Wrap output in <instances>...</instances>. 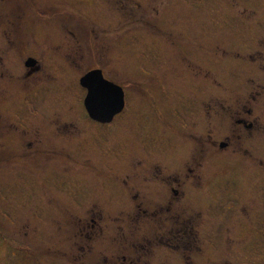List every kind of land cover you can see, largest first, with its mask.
<instances>
[{"label":"rangeland","instance_id":"1","mask_svg":"<svg viewBox=\"0 0 264 264\" xmlns=\"http://www.w3.org/2000/svg\"><path fill=\"white\" fill-rule=\"evenodd\" d=\"M243 29L244 85L243 59L222 51ZM0 35V71L19 64L22 83L29 56L42 64L29 77L37 115L22 118L25 131L0 132V264H264V128H244V148L195 150L186 137L208 134L192 123L201 93L264 94V0H0ZM210 46L216 82L193 74ZM96 66L126 91L112 122L84 105L80 77ZM226 104L215 106L217 139L239 130L224 115L241 101ZM249 108L262 114L264 99ZM187 158L199 166L183 198L140 175L153 163L182 174ZM159 201L188 223L167 213L153 223L133 207Z\"/></svg>","mask_w":264,"mask_h":264},{"label":"flooded vegetation","instance_id":"2","mask_svg":"<svg viewBox=\"0 0 264 264\" xmlns=\"http://www.w3.org/2000/svg\"><path fill=\"white\" fill-rule=\"evenodd\" d=\"M241 11L244 12V5ZM241 32H242L241 39H240L241 44L236 45V46L229 45L228 47H226L227 49L223 47L222 51H224L223 53H225L226 55L228 54L239 55L241 59H243V64L241 65L240 75H241L242 85H244V29ZM180 35H182L185 38V35H186L185 30H182ZM0 38H1V41L3 42L4 39L2 38L1 35H0ZM209 48H210L209 53L204 54L202 57L204 58L203 61H194V62L192 61L193 70H194L193 74L196 77L200 76L203 80L206 79V80H209L210 82H213V81L216 82L218 79L217 74H216V71H217L216 64L210 65L208 62V59H205L206 56L207 58L210 56L214 58L216 62V56H215L216 51H214L215 50L214 46H210ZM236 48H240L241 51H238ZM261 53H264V51H259L258 52L259 56L261 55ZM30 57L35 58L33 56H29L28 59ZM256 58L257 57L254 56L253 54L250 56V59L252 62L255 61ZM27 60L23 63L27 67V70H26V73L24 74V77H22V79H24L22 83L20 81L21 76L17 74L19 70L18 69L19 64L16 63L17 66L15 64H12V66L10 67V72H7V70L0 71V132L8 133V132L14 131V132L20 133L21 131H25L27 127L23 124L22 118L27 117V116L34 117L35 115H37L38 100L40 96V93L38 91L39 84L36 85L32 81H29V77L33 76L35 72L40 71L41 70L40 68H42V64L37 59L36 61L32 63H27ZM253 63H256V62H253ZM262 66L264 68V62H262L259 67L261 68ZM93 68H101L104 76L107 79H110V77L107 75V69L105 67L96 66ZM222 68H229V66L227 65L225 67H221L219 69V73H221ZM262 74H264V72ZM15 79L16 81L13 84L12 80H15ZM110 80L114 81L113 79H110ZM257 83L259 86L262 87L261 89H264V82H263L262 77L258 79ZM29 85L32 86V92H27L25 94L21 92H17L18 89L22 87L27 88ZM7 90L12 94H10L9 92L6 94ZM11 90H13L14 93ZM86 92H87V89H86ZM206 96L208 97L209 103L208 104L200 103L201 97L202 99H205ZM199 98H198L199 104H201V107L203 108L199 109V111L193 110L192 113L196 111L197 114H193L194 122L192 123H194V127L199 125L201 130L203 131L207 130L208 134L206 136H203L202 134L186 135V137H189V139H193L191 143H192V147L195 150L200 149L203 151L206 149H211L212 147L215 148L217 145H219L220 148H223V147H227L231 143L235 144L236 146L239 145V148H244V128H246V130L250 133H252V130L254 128H258V129L264 128V110L262 114H257L255 118L251 119L250 117L254 113V110L249 108V102L253 100H258L259 98L264 99V94L262 93V91L257 92V93H244V87H243L240 93L225 92V93L215 94L211 92H208V93L204 92V93H201ZM244 99L247 102L244 103ZM230 100L241 101L240 107L239 109L235 111L236 113L235 115H231V116L224 115V116L229 117L230 121H231L230 117L234 118V122L235 124H237L236 126L239 128V130H235L233 128L232 130H230L229 134L225 136V138L217 139L215 124L217 123V117L220 116V114H218V111L215 110V106L219 105L222 109L227 110L228 106L230 107V105L226 104V102ZM212 103L214 104V110H213ZM197 115H198L199 123H196L195 121V117ZM185 123L186 125H189L191 122L189 120H186ZM262 131L264 132V129ZM186 143H190V142L188 141ZM13 144H15L16 146H19V141H16ZM6 153L8 154L11 152H8L7 150L4 151L3 155L1 156L3 160H5L6 158V155H7ZM192 159L193 161H195L194 156L192 157ZM190 161L191 159L187 158L186 170L182 174L174 173L168 176L167 175L164 176L161 167L157 163H153L152 166L149 168L152 171L151 173H149L151 176L149 174L146 175L143 173H140V175L145 180H153L156 183L161 182L162 186H163L162 183H164L165 188H166V189L164 188L165 192L169 191L172 194V199L175 197L179 198L181 196L183 198L184 190L180 186L184 184L185 179H189L190 177H195L197 175L195 171L197 167L199 166L198 163H194ZM192 165L194 166L192 167ZM136 192L139 193L138 190ZM137 196L138 194H135L134 197L138 198ZM141 201L145 202L144 196L141 199ZM143 202H140L139 204H135L133 205V207L135 208L137 213L143 214L145 218L153 219V223H157L156 220H158L160 224L164 223L165 221L163 220L161 216V214L163 213H167L166 219L168 218V214L169 216L174 218L175 214L178 213V211L175 210L176 208L175 204H172V202L170 204L164 205L162 202L159 201L158 203H156V204H159V206H157L159 208L155 207L153 208V210L149 207L150 205H153V204L143 205ZM133 218L136 219L134 216ZM174 222L176 224L185 225L187 221H185L184 219L181 220L180 217L178 216L176 217V219L174 218ZM187 242L188 240L182 241L181 244H187Z\"/></svg>","mask_w":264,"mask_h":264},{"label":"water","instance_id":"3","mask_svg":"<svg viewBox=\"0 0 264 264\" xmlns=\"http://www.w3.org/2000/svg\"><path fill=\"white\" fill-rule=\"evenodd\" d=\"M36 61L30 57L27 63ZM87 89L84 105L89 116L99 122H111L125 107V91L116 82L107 79L101 68H93L80 78Z\"/></svg>","mask_w":264,"mask_h":264}]
</instances>
